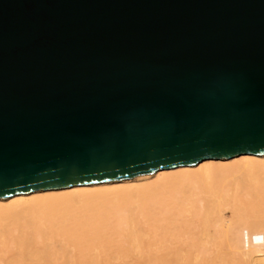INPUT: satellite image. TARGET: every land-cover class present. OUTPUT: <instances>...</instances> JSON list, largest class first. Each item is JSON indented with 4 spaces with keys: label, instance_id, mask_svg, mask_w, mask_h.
<instances>
[{
    "label": "water",
    "instance_id": "water-1",
    "mask_svg": "<svg viewBox=\"0 0 264 264\" xmlns=\"http://www.w3.org/2000/svg\"><path fill=\"white\" fill-rule=\"evenodd\" d=\"M264 156V0H0V200Z\"/></svg>",
    "mask_w": 264,
    "mask_h": 264
},
{
    "label": "bare ground",
    "instance_id": "bare-ground-1",
    "mask_svg": "<svg viewBox=\"0 0 264 264\" xmlns=\"http://www.w3.org/2000/svg\"><path fill=\"white\" fill-rule=\"evenodd\" d=\"M0 264H264V156L0 200Z\"/></svg>",
    "mask_w": 264,
    "mask_h": 264
},
{
    "label": "rangeland",
    "instance_id": "rangeland-1",
    "mask_svg": "<svg viewBox=\"0 0 264 264\" xmlns=\"http://www.w3.org/2000/svg\"><path fill=\"white\" fill-rule=\"evenodd\" d=\"M25 260V259H24ZM22 262V261H21Z\"/></svg>",
    "mask_w": 264,
    "mask_h": 264
}]
</instances>
